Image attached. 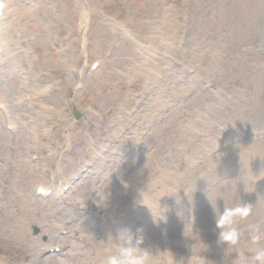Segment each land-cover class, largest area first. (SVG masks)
<instances>
[{
    "label": "rangeland",
    "instance_id": "obj_1",
    "mask_svg": "<svg viewBox=\"0 0 264 264\" xmlns=\"http://www.w3.org/2000/svg\"><path fill=\"white\" fill-rule=\"evenodd\" d=\"M52 177L60 194L38 196ZM127 184L167 210L153 234L139 205L131 227L177 258L189 215L203 254L224 255L210 199L252 204L242 228L264 219V0H0L4 264H75L74 231L115 234L80 223L126 213Z\"/></svg>",
    "mask_w": 264,
    "mask_h": 264
},
{
    "label": "clouds",
    "instance_id": "obj_2",
    "mask_svg": "<svg viewBox=\"0 0 264 264\" xmlns=\"http://www.w3.org/2000/svg\"><path fill=\"white\" fill-rule=\"evenodd\" d=\"M140 195L141 198L135 203L147 206L157 226L161 222L166 223L167 210L161 208L160 200L153 209L144 202L143 194ZM210 201L215 215L216 245L225 247V253L219 260L210 259L203 254L209 245L193 226L191 233L188 232L187 226L192 223V215H189L183 233L185 240L191 242V251L187 257L177 258L170 247L145 246L147 236L142 226L135 229L118 227L115 234L110 231L107 239L102 241L107 254L101 264H264V219L249 223L243 228L237 223V218L246 220L253 213V205L240 202L229 206L225 200V207L221 211L217 202ZM107 203L98 206L106 207Z\"/></svg>",
    "mask_w": 264,
    "mask_h": 264
},
{
    "label": "bare ground",
    "instance_id": "obj_3",
    "mask_svg": "<svg viewBox=\"0 0 264 264\" xmlns=\"http://www.w3.org/2000/svg\"><path fill=\"white\" fill-rule=\"evenodd\" d=\"M51 183H52L53 187L55 188V193L58 194L59 190L61 189L60 185H62L61 177H58V178L52 177ZM69 183H70V181H68V184ZM139 187L135 184H127L125 186V188L130 193L128 196H126V199H125V201L127 202V204L129 206H128L126 213H124V214L118 213L119 218L116 221H111V222L103 221L102 223L97 224V223L93 222L92 219L85 218L81 221L80 224L81 225L87 224L89 226L91 225V226L96 227L98 229H101V226H106V225L107 226L109 225V227L111 225H115V226H117V228L118 227H131L132 223H134L139 217H141L142 212L144 211V210H141V207H139V205L135 203L138 199L141 198V195H140L141 193L144 196V202L147 203L149 206L153 207V209H155L156 206L158 205V204H156V202L151 201L152 198H149V194L147 192H145L143 190L140 191ZM39 188H40V186H37L35 188V192H37V190ZM111 190H114V189H111ZM162 195H164V194H162ZM118 196H119L118 197L119 199H123V197H125V194L120 195L118 193ZM74 203H75L74 205L80 204L81 199H79V200L76 199L74 201ZM80 205H85V204L81 203ZM122 206H124L123 203H122ZM108 211L109 210H106V214L108 216H110L107 213ZM136 211H139V213L136 214ZM148 213H149L148 217H146L144 219V224H148L147 226L153 225V223H152L153 218H152V215H151L149 209H148ZM113 216H115V215H113ZM76 217H80V216L76 215ZM71 222L72 221L69 220V222H64V224L63 223L59 224V227L66 226L67 224H69ZM3 223H5L7 225L9 224L14 229L15 233L19 237H22L25 235L23 228L27 223H29V221L26 218L14 216V217H9L8 219L6 218V221H4ZM134 226L136 227L135 224H134ZM142 227H143V225H142ZM143 228L145 230L147 229V227H143ZM148 229L151 233H153V227L152 226H149ZM1 231H6V229L2 228ZM73 235H74V237H79V238L75 239V241L72 242L71 248L74 247V250L68 254V257L73 258L74 260H77L78 262H76L75 264H101V260L107 254L106 246L102 243V241L107 239V233L106 234H105V232H104V234L101 233L100 236L96 234L93 237L91 235L77 236V232L74 231ZM82 245H84V246H82ZM145 246H148L147 243ZM45 248H48L47 245L42 246V250ZM85 249H89V251H87ZM61 252H62V250H61ZM26 257H27V255H26ZM0 264H4V261L1 258H0ZM66 264H68V263H66Z\"/></svg>",
    "mask_w": 264,
    "mask_h": 264
}]
</instances>
